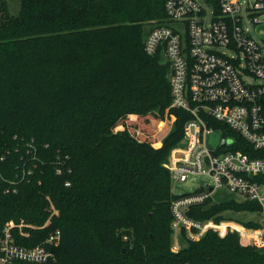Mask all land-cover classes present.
Returning <instances> with one entry per match:
<instances>
[{"label":"trees","instance_id":"obj_1","mask_svg":"<svg viewBox=\"0 0 264 264\" xmlns=\"http://www.w3.org/2000/svg\"><path fill=\"white\" fill-rule=\"evenodd\" d=\"M166 15L165 0H20L17 15L0 0V229L44 224L49 195L59 213L29 236L15 230L16 240L62 234L54 259L13 264H264V248L238 232L209 230L172 250L176 195L164 163L190 114L171 106L169 65L144 46ZM260 210L209 199L188 216Z\"/></svg>","mask_w":264,"mask_h":264},{"label":"built area","instance_id":"obj_2","mask_svg":"<svg viewBox=\"0 0 264 264\" xmlns=\"http://www.w3.org/2000/svg\"><path fill=\"white\" fill-rule=\"evenodd\" d=\"M165 11L166 21L153 23L144 46L148 54H161L168 63L171 106L187 110L190 116L164 166L172 182H185L190 175L210 180L193 192L175 194L172 250L178 251L186 245L183 240L195 241L209 230L222 237L238 232L243 244L260 246L264 243V155L260 154L264 150V34L258 26L264 24V0H165ZM15 183L11 180L5 191H16ZM223 191L231 193L226 199L258 202L259 226L231 218L216 221L188 216L192 206ZM47 198L52 212L44 224L18 222L0 229V264L43 263L56 257L53 247L61 241L59 228L34 246L18 243L14 232L29 236V228L51 222L58 209Z\"/></svg>","mask_w":264,"mask_h":264},{"label":"rangeland","instance_id":"obj_3","mask_svg":"<svg viewBox=\"0 0 264 264\" xmlns=\"http://www.w3.org/2000/svg\"><path fill=\"white\" fill-rule=\"evenodd\" d=\"M8 3H9V9H10L11 14L17 15L19 13V10H20V0H8ZM247 24L251 28V30L253 31L252 25L248 22H247ZM203 181H210V180L208 177H206L204 175H190L188 177L187 181H185V182H175V181L172 182V192L174 194L193 192L199 188V186L201 185V183ZM238 198L240 200L243 199L241 197H238ZM218 199H220L218 196H214V200H218ZM58 213H59V209H58ZM233 214H234L233 219L239 220L241 222L249 220V219H254L257 221L261 220V217L257 213L241 212V213H233ZM183 241L185 242V240H183ZM259 247L264 248V243L262 245H260Z\"/></svg>","mask_w":264,"mask_h":264},{"label":"water","instance_id":"obj_4","mask_svg":"<svg viewBox=\"0 0 264 264\" xmlns=\"http://www.w3.org/2000/svg\"><path fill=\"white\" fill-rule=\"evenodd\" d=\"M258 31H259L260 34H262V35L264 34V24L258 26ZM213 136L216 138V140H215V143H216L217 142L218 133L215 132L213 134ZM217 195H218V197L220 199L225 200L228 196L231 195V193L227 192V191H223V192H218Z\"/></svg>","mask_w":264,"mask_h":264}]
</instances>
